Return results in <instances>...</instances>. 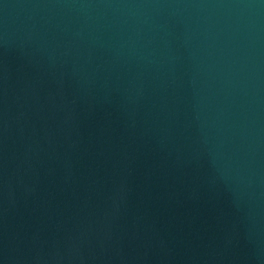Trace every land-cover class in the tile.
Here are the masks:
<instances>
[{"label":"water","instance_id":"1","mask_svg":"<svg viewBox=\"0 0 264 264\" xmlns=\"http://www.w3.org/2000/svg\"><path fill=\"white\" fill-rule=\"evenodd\" d=\"M0 264H264V0H0Z\"/></svg>","mask_w":264,"mask_h":264}]
</instances>
